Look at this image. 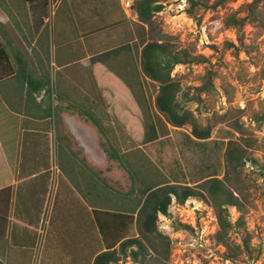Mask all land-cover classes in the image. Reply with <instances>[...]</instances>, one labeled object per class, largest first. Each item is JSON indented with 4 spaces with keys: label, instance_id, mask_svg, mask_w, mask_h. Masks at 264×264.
Here are the masks:
<instances>
[{
    "label": "trees",
    "instance_id": "obj_1",
    "mask_svg": "<svg viewBox=\"0 0 264 264\" xmlns=\"http://www.w3.org/2000/svg\"><path fill=\"white\" fill-rule=\"evenodd\" d=\"M166 1L133 0L131 7L137 15V22L132 23L137 32L135 41L121 43L82 61H79L82 57L76 52L71 53L67 66L62 67L54 78L48 56L49 41L60 50L72 47L81 38L128 26L131 21L122 10L120 0H10L8 3L0 0V10L16 28L20 30L15 13L24 19L26 26L32 22L28 24L30 39H26V43L30 46V41L37 34L40 43L38 39L36 43L41 49L40 54H34L35 49L32 48L35 68L30 66L31 59L24 54L13 63L11 53L0 36V73H7L5 80L9 82L25 79L26 86L20 90L25 92L27 111L35 107L40 110L41 115L36 117L37 120L57 126L62 113L71 111L91 122L104 136L105 141H101L100 146L106 155L117 161L131 179L128 191L121 192L91 171L97 181L95 185L92 183V190L95 191L91 194L96 193V198L99 197V184L100 197H104L108 203L107 208H98L92 204V231L98 242L91 246V264H117L121 256L130 257L139 264H147L150 250L155 252L156 264H170L167 262L169 237L158 230L157 218L159 214L168 215L172 201L182 205L189 199L201 200L212 207L217 219L213 241L224 248L225 260L242 264L243 257H250V237L244 235L240 242L231 237L233 230L244 228L245 224V212L240 200L242 191L232 183V179L237 181L246 162L251 161L245 148L235 141H228V170L223 179L212 177L195 186L171 183L146 167L144 172L141 171L140 165L130 161L128 153H121L114 144L113 136L109 137L111 129L103 124V117L97 112L102 110L105 116L114 119L136 146L153 143L166 134V129L161 126L162 121L177 128L191 126L192 136L199 140L210 137L212 126L199 123L193 111L185 104L187 101L199 100L202 93H208L214 88L212 71L206 70L201 84L194 88L192 97H188V92L181 94L186 101H182L179 96L181 86L176 76L172 75L177 65L208 63L209 59L202 53L175 48L156 27L155 16L163 11ZM234 1L186 0L184 12L196 18L201 11L214 12ZM50 4L53 5L51 15ZM26 5L28 10H24ZM48 18L52 23L51 36L47 26L43 29L44 21ZM247 24L264 31V0L244 3L223 16L222 25L226 29H233L237 36V44L226 42L234 56L241 51L250 53V46L244 41V27ZM62 76L69 78L73 86L65 85ZM143 76L158 85L154 101L160 115L158 118H155L149 104ZM31 118L34 120V117ZM56 133L55 143L61 150L67 146L65 137ZM229 184H233V188ZM11 198V187L0 189V238H4L8 227ZM232 208L239 213L235 222L231 221ZM132 224L138 236L129 238ZM180 226L191 230L188 225ZM160 253L162 260L158 259Z\"/></svg>",
    "mask_w": 264,
    "mask_h": 264
},
{
    "label": "rangeland",
    "instance_id": "obj_2",
    "mask_svg": "<svg viewBox=\"0 0 264 264\" xmlns=\"http://www.w3.org/2000/svg\"><path fill=\"white\" fill-rule=\"evenodd\" d=\"M185 1L167 0L163 11L156 14L155 24L175 48H186L195 53H202L209 59L208 63L177 65L172 75L176 76L180 83L181 92L179 96L182 97V101H186L181 94L188 92V97H192L195 92L194 88L201 84L206 70L210 69L212 71L214 88L208 93H202L199 100L187 101V104H185L187 108L193 111L199 123L203 125L209 123L212 126L210 137L199 140L192 136L191 126L186 125L177 128L162 121L161 126L166 129V134L160 136L153 143L136 146L129 134L114 119L105 116L102 110L97 112L103 117V124L111 129L109 137L113 136L112 139H115L114 144L121 153H128L130 161L133 164L140 165L141 171L144 172L146 167L160 178L171 183L195 186L212 177L223 179L225 172L228 170L226 161L228 141H235L245 148L247 155L251 157V161L246 162L239 173L237 181L231 178L232 183L242 191L240 200L245 212V224L244 228L233 230L231 237L236 242H240L244 235L250 237V257H243L242 264H264V31L253 27L251 24L245 25L244 41L250 46V53L246 54L241 51L237 56H234L232 54L233 50L227 48L226 42L231 41L237 44V36L233 29H226L222 25V19L225 13L236 10L240 5L249 3L252 0L229 2L214 12L210 10L201 11L196 18L184 12ZM26 6L24 10H28V5ZM52 6L50 4L49 15L53 10ZM16 15L20 30L23 31V34L28 35V24L31 25L32 22L26 26L24 20L20 19L18 14ZM0 23L5 29H11L12 32L19 30L13 22L11 23L8 18L4 17L1 10ZM51 25L50 18L45 19L43 29L47 26L50 36ZM145 33L147 34V32ZM115 39V34L103 33L90 39L88 43L93 49H101L116 45ZM21 40L24 41L23 38ZM38 42L40 43V37ZM212 46L216 48H212ZM24 47L22 43V48L24 49ZM52 49V43L49 41L48 56L51 69L54 62ZM36 51L35 49L34 54H36ZM26 54L31 58L30 49H26ZM54 69L53 66V76ZM143 84L152 112L155 118H158L160 115L154 105L158 85L144 76ZM62 114L71 116L79 124L86 123L93 130L85 131L77 127L74 129L77 135L76 140L70 130L75 126L74 122L68 123L67 120L64 121L62 118L59 119L57 126L48 121L43 122L44 128L47 127L51 131L50 135L44 136L43 142L46 143L44 145L46 146V159L52 166L51 173L54 175V178L51 177L54 184L53 192L52 183L50 182L46 191L48 195L43 199L45 206L43 222L44 224L50 220L52 223L54 222V232L61 218L73 219L77 210L81 209L82 211L83 209L81 208L83 204L79 202L78 197H65V193H61L62 188L58 190L59 185L56 188L55 177L57 173L55 169L68 164V160H65L63 155H58L60 150L55 143L54 135L57 134L56 132L65 137L68 147H77L75 151L80 153L81 157L84 154L82 155L83 150L78 146V142L83 143L91 154L92 162H89L91 171L102 177L110 186L118 191L125 192L128 191L131 185V179L126 170L121 168L117 161L109 158L100 146V142L105 141V139L97 128L74 112L64 111ZM52 134L54 135L52 136ZM229 185L233 188V184ZM102 194L105 195V192ZM96 196V193L91 194V209L92 204L98 208H107L108 203L105 202V198H96ZM64 199L67 200L66 204ZM68 201L70 203L66 208ZM187 201L192 205H201L202 209L206 207L212 209L209 204L198 199ZM179 205L177 202L172 201L168 215L159 214L157 218L158 230L163 235H167L170 241L167 262L170 264H233L224 259V248L216 245L213 241L215 232L211 235L210 242L204 243L200 252H195L197 245L192 241V231L180 226V224H183L181 220L186 217L185 213L181 214L182 208ZM71 213L72 215H70ZM238 216L237 210L232 208L231 221L235 222ZM128 236L129 238L138 236L134 224H132ZM35 253L36 255L33 257L35 261L32 264L37 263L38 252L36 248ZM55 253L58 254H56L57 256H61L58 261L65 264L64 259L66 257L63 248L61 246L56 248ZM149 255L147 264H156L155 252L150 250ZM161 255L162 253L158 256L159 260H162ZM117 264H139V262H134L130 257L124 258L121 256Z\"/></svg>",
    "mask_w": 264,
    "mask_h": 264
},
{
    "label": "crops",
    "instance_id": "obj_3",
    "mask_svg": "<svg viewBox=\"0 0 264 264\" xmlns=\"http://www.w3.org/2000/svg\"><path fill=\"white\" fill-rule=\"evenodd\" d=\"M5 1L6 3L10 2V0ZM126 1H131L132 5L133 0H120L122 10L131 21L128 26H119L81 38L72 47H64L58 50L52 46L54 78L62 67L67 66L66 63L71 53L76 52L79 57H82L79 61H82L102 54L121 43L135 41L137 32L132 23L137 22V15L131 6L128 8L125 5ZM4 17L9 20L5 14ZM103 33L115 34L117 44L111 47L93 49L88 43L89 40ZM0 36L11 53L13 63L18 56L22 54L27 56L26 49H30L32 53L34 47L37 50L36 53H41V49L36 43L37 34L34 35V40L30 41L31 45L28 46L26 39H30L29 35L23 34L22 30L12 32L11 29H5L0 23ZM21 38L25 42H22ZM22 43L26 48H22ZM135 54L137 55V50ZM33 58V54L31 58L28 57L29 60L31 59L30 66L35 68V64L32 62ZM6 78L7 73H0V79H2L0 80V189L11 187L12 198L6 234L4 238H0V264H22L23 262L32 264L35 261L33 259L36 255L35 248L38 252L36 264H62L58 261L61 256H57L58 254L55 253V249L60 246L65 252V264H91V246L92 243L96 245L98 239L92 231L91 225V186L92 183L95 185L97 181L91 174L90 151L83 143L78 142V146L83 150V157L75 151L77 150L75 146L72 148L66 146L58 152V155H63L65 160H68V164L55 169L57 173L55 177L56 188L59 185L58 190L62 188L61 193H65V197H78L79 202L83 204L81 207L83 209L82 211L78 209L73 219L61 218L54 232V222L52 223L51 220L46 221L45 224L43 222L45 208L43 199L48 195L46 191L50 182L52 183V192L54 188L53 179H51V177L54 178L51 173L52 166L46 159V146H44L46 143L43 142L44 136L50 135L51 131L47 127L44 128L43 121L36 119L41 115L39 109L35 107L27 111L25 92L20 90L26 86L25 79L20 80V82H9L5 80ZM62 82L65 85L73 86V83L66 76H62ZM31 117H34V120ZM62 119L67 120L68 123H75V126L70 130L76 140L77 135L74 129L77 127L85 131L93 130L86 123L79 124L67 114H62ZM45 139L47 138L45 137ZM58 175L59 177H57ZM98 191L100 197L99 184ZM64 201L66 204L67 200L64 199ZM69 203L70 201H68L66 208Z\"/></svg>",
    "mask_w": 264,
    "mask_h": 264
},
{
    "label": "built area",
    "instance_id": "obj_4",
    "mask_svg": "<svg viewBox=\"0 0 264 264\" xmlns=\"http://www.w3.org/2000/svg\"><path fill=\"white\" fill-rule=\"evenodd\" d=\"M125 5L130 8L131 1H126ZM187 202L184 205H179L182 208L181 214L185 213L186 217L181 221L191 227L192 241L197 245L195 252H200L203 249V244L210 242L211 235L217 227V219L211 208L202 209L201 205H192V203ZM188 218L190 219L188 220Z\"/></svg>",
    "mask_w": 264,
    "mask_h": 264
},
{
    "label": "water",
    "instance_id": "obj_5",
    "mask_svg": "<svg viewBox=\"0 0 264 264\" xmlns=\"http://www.w3.org/2000/svg\"><path fill=\"white\" fill-rule=\"evenodd\" d=\"M263 93H264V86H263Z\"/></svg>",
    "mask_w": 264,
    "mask_h": 264
}]
</instances>
